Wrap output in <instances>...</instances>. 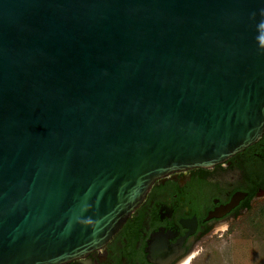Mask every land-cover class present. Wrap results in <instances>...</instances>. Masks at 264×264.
I'll use <instances>...</instances> for the list:
<instances>
[{"label": "water", "instance_id": "1", "mask_svg": "<svg viewBox=\"0 0 264 264\" xmlns=\"http://www.w3.org/2000/svg\"><path fill=\"white\" fill-rule=\"evenodd\" d=\"M264 0H0V264L102 247L152 184L264 133Z\"/></svg>", "mask_w": 264, "mask_h": 264}, {"label": "flooded vegetation", "instance_id": "2", "mask_svg": "<svg viewBox=\"0 0 264 264\" xmlns=\"http://www.w3.org/2000/svg\"><path fill=\"white\" fill-rule=\"evenodd\" d=\"M263 198L264 133L223 163L156 180L108 242L68 264H185Z\"/></svg>", "mask_w": 264, "mask_h": 264}, {"label": "rangeland", "instance_id": "3", "mask_svg": "<svg viewBox=\"0 0 264 264\" xmlns=\"http://www.w3.org/2000/svg\"><path fill=\"white\" fill-rule=\"evenodd\" d=\"M185 264H264V198L206 239Z\"/></svg>", "mask_w": 264, "mask_h": 264}, {"label": "clouds", "instance_id": "4", "mask_svg": "<svg viewBox=\"0 0 264 264\" xmlns=\"http://www.w3.org/2000/svg\"><path fill=\"white\" fill-rule=\"evenodd\" d=\"M259 27H260V28H264V21H261V22H260Z\"/></svg>", "mask_w": 264, "mask_h": 264}]
</instances>
